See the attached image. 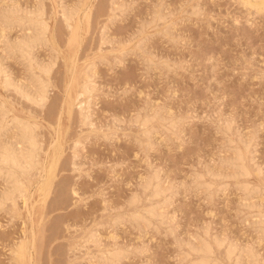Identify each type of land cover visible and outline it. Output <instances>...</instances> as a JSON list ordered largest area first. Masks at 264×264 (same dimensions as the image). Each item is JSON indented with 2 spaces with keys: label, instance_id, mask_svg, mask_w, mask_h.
<instances>
[{
  "label": "rangeland",
  "instance_id": "374dc122",
  "mask_svg": "<svg viewBox=\"0 0 264 264\" xmlns=\"http://www.w3.org/2000/svg\"><path fill=\"white\" fill-rule=\"evenodd\" d=\"M30 17L47 24L31 55L14 47L34 33ZM0 66V147L20 145L12 117L33 122L41 144L19 172L22 193L0 208V264H18L22 241L21 264H264V6L0 0ZM39 79L44 103L33 98ZM6 185L0 177V194Z\"/></svg>",
  "mask_w": 264,
  "mask_h": 264
},
{
  "label": "bare ground",
  "instance_id": "6f19581e",
  "mask_svg": "<svg viewBox=\"0 0 264 264\" xmlns=\"http://www.w3.org/2000/svg\"><path fill=\"white\" fill-rule=\"evenodd\" d=\"M83 2H84V0H83ZM250 2H251V4L253 5V6H255V7H257L258 9H261L263 6H264V0H250ZM89 3H90V0H89ZM78 4H79V2H78ZM82 5V4H81ZM84 5H85V3H84ZM91 5V4H90ZM92 5H94V4H92ZM91 5V6H92ZM79 7V6H78ZM83 7V6H82ZM90 7V6H89ZM88 8V7H87ZM93 8V7H92ZM85 9V8H84ZM83 10V9H82ZM87 10V9H86ZM7 11V10H6ZM8 11H10L12 14H13V12H12V10H8ZM84 11V10H83ZM10 12L8 13V14H10ZM76 12V11H75ZM85 12V11H84ZM7 13V12H6ZM73 13H74V11H71V12H66V11H64V14H65V18H66V22L68 23V21H70L71 19H72V17H73ZM82 13V12H81ZM42 12L40 11H37V13H36V16L37 17H42ZM78 14H79V12H78ZM160 16V15H159ZM5 18H9V15H7V16H4ZM86 18V17H85ZM8 20V19H7ZM47 20V19H46ZM80 20H82V19H80ZM85 20V19H84ZM87 20V19H86ZM21 21V20H20ZM23 21V20H22ZM26 21V20H25ZM29 21V23L28 24H30L31 26L33 25L34 26V28H35V31H34V29H33V31H34V33H31V35L28 37H26L24 40L23 39H21V41L19 40V42H18V44L16 43L15 44V46L14 47H18V49L19 50H21L23 53L24 52H26V53H24V54H30L31 55V53H30V51H31V49L33 48L32 46L34 45V44H36V42H38V41H40V42H44V40H43V38H44V36H45V34H46V30H47V24H46V22L44 21V20H41L40 18H32V17H30V19L28 20ZM77 22V21H76ZM22 23V22H21ZM88 22H86V24H87ZM28 26V25H27ZM30 26V27H31ZM81 26V25H80ZM29 27V26H28ZM87 28V27H86ZM76 34H78V33H76ZM29 35V34H28ZM54 36V35H53ZM77 36V35H76ZM80 38V37H79ZM50 39H51V37H50ZM75 39V38H74ZM52 41V40H51ZM46 42V41H45ZM48 42V41H47ZM74 42V41H73ZM78 42V41H77ZM46 44V43H45ZM69 44V43H68ZM7 45H10V43L8 44L7 43ZM78 45H79V43H78ZM77 45V46H78ZM58 46V45H57ZM73 46V45H72ZM67 49V48H66ZM60 50V49H59ZM64 50V49H63ZM17 51V50H16ZM19 53V52H18ZM21 55V54H20ZM28 57V56H27ZM31 58V57H30ZM70 62H71V60H70ZM49 63V62H48ZM51 63H54V62H51ZM50 63V64H51ZM85 63V62H84ZM55 64V63H54ZM47 65H49V64H47ZM45 66L44 65V67H46L47 68V70H45L46 68H44V70L47 72V71H49L50 70V67L53 65V64H51V66L48 68V66ZM70 65V64H69ZM31 66V65H30ZM74 66H75V63H74ZM73 66V67H74ZM79 66V65H78ZM42 68V67H41ZM75 68V67H74ZM70 69V68H69ZM0 70L1 71H3L2 69H1V66H0ZM85 70H86V68H85ZM30 71H31V69H30ZM69 71V70H68ZM87 71V70H86ZM44 72V71H43ZM73 72V71H72ZM89 72V71H88ZM87 72V73H88ZM70 74V73H69ZM35 75V74H34ZM50 75V73L48 74V76ZM39 76V75H38ZM89 74H88V78H87V83H88V81L90 80V78H89ZM34 77V76H33ZM35 77H37V76H35ZM37 79V78H36ZM7 80H9V79H7ZM48 80V79H47ZM5 81V80H4ZM3 81V82H4ZM38 82L40 81V87L37 89V87H36V92H35V97L33 96V98H34V100H35V103H36V101L39 103V102H43L44 103V101L46 100V98H47V95H46V92H47V83H45V81H43L42 79H39V80H37ZM48 81H50V80H48ZM68 81V80H67ZM70 81V80H69ZM82 81H83V79H82ZM81 81V82H82ZM6 82V81H5ZM8 82V81H7ZM10 82V81H9ZM47 82V81H46ZM89 82H91V81H89ZM2 83V82H1ZM69 83V82H68ZM7 85L9 84V83H6ZM90 84V83H89ZM1 85V84H0ZM5 85V84H4ZM79 86H81V85H79ZM4 88V87H3ZM17 88H19V87H17ZM77 88H78V86H77ZM84 90V93H90L91 92V90H92V88L88 85V84H86V82H85V85H84V88H83ZM75 92V91H74ZM79 95H80V93H79ZM89 95H91V94H89ZM88 95V96H89ZM27 97H32V95L31 96H27ZM77 97V96H76ZM85 97H87V96H85ZM91 98V97H90ZM70 99V98H69ZM81 99H83V97L81 98ZM81 99H79V100H81ZM89 99V98H88ZM33 100V99H32ZM5 101V100H4ZM88 101H91L90 99L88 100ZM87 101V102H88ZM11 102V101H10ZM67 102V101H66ZM75 102V101H74ZM2 103H4V102H2ZM42 103V104H43ZM89 103V102H88ZM88 103H86V105L88 104ZM1 104V103H0ZM7 104V103H6ZM67 104V103H66ZM79 104V103H78ZM10 105H11V103H10ZM16 105V104H15ZM44 105V104H43ZM77 105V104H76ZM9 106V105H8ZM78 106V105H77ZM6 107V106H5ZM88 107V106H87ZM20 108V107H19ZM62 108V107H61ZM77 108H79V106L77 107ZM80 108H83V106L82 107H80ZM76 109V108H75ZM88 110H89V107L87 108ZM0 113L2 112V117H1V119L3 118V116H4V106H3V104L2 105H0ZM9 110V109H8ZM67 110V109H66ZM18 111V110H17ZM62 111V110H61ZM82 111V110H81ZM85 111V110H84ZM9 112V111H8ZM13 112V111H12ZM22 112V111H21ZM87 112V111H86ZM7 113V112H6ZM83 113V112H82ZM62 114V113H61ZM70 114V113H69ZM14 115V114H13ZM14 116H16V115H14ZM69 116V115H68ZM11 117V116H10ZM30 117H32L31 115H30ZM33 117H35L34 115H33ZM89 117H90V115H89ZM5 118V117H4ZM15 118V117H14ZM20 118V117H19ZM145 118H149V116H145ZM0 119V121H2ZM6 119V118H5ZM10 119V118H9ZM27 119V118H26ZM34 119V118H33ZM72 119V118H71ZM150 119V118H149ZM11 120L12 121H14V123H15V125H16V127H17V131H15L16 133H17V137H19V142H20V145L17 147V148H15V147H13V145H11V146H1L0 147V177H4L5 178V180H6V182H7V185H6V187H5V190H3V192H2V194H0V208H2L4 205H5V203L7 202V200H9V199H11L12 198V196H13V194L16 192V191H19L22 187H24V183H23V181H22V179L20 178V173H26L27 171H29V170H31V168L32 167H34L37 163H38V161H37V157H38V150L40 149V145H39V141H38V139H37V136H36V134H35V126L33 127L32 125H33V122H32V125L30 124V123H28V122H26L25 120L24 121H22L21 119L19 120V119H14L13 120V117L11 118ZM58 120V119H57ZM152 120V119H151ZM10 121V120H9ZM9 121L7 122V123H9ZM148 121L149 120H146L144 123L146 124V123H148ZM71 122V121H70ZM70 122H68V123H70ZM1 123L2 122H0V131L2 130V125H1ZM36 123H38V122H36ZM58 123V122H57ZM172 123V122H171ZM10 124H11V121H10ZM9 124V125H10ZM71 124V123H70ZM143 124V123H142ZM7 125V124H6ZM36 125V124H35ZM3 126H5V125H3ZM39 126V125H38ZM63 126V125H62ZM72 126V125H71ZM10 127V126H9ZM44 127V126H43ZM174 127V125L172 126V128ZM8 128V127H7ZM40 128V127H39ZM55 128H57V127H55ZM60 128V127H59ZM6 129V128H5ZM167 129V128H166ZM225 129H227V128H225ZM229 129V128H228ZM63 130V129H62ZM5 131V130H4ZM57 131V130H56ZM65 131V130H64ZM61 132H63V131H61ZM60 133V132H59ZM43 135V134H42ZM59 137H60V135H58ZM64 136V135H63ZM71 136V135H70ZM17 137H15V138H17ZM55 137V136H54ZM54 137H52V138H54ZM43 138V137H42ZM55 139V138H54ZM61 140H62V138H61ZM78 141V140H77ZM60 142V141H59ZM51 144H52V142H50ZM248 143V142H247ZM11 144V143H10ZM17 144H19V143H17ZM43 144V143H42ZM76 144V143H75ZM78 144H79V142H78ZM78 144H76L77 146H78ZM3 145V144H2ZM7 145V144H6ZM50 145V144H49ZM43 146V145H42ZM56 146V145H55ZM63 147V146H62ZM15 148V149H14ZM64 148V147H63ZM77 148V147H76ZM248 148V147H247ZM48 149V148H47ZM51 149V148H50ZM44 150V149H43ZM238 150V149H237ZM41 151V150H40ZM47 151V150H46ZM44 152V151H43ZM62 152V151H61ZM65 152H66V150H65ZM64 152V153H65ZM75 152V151H74ZM45 153V152H44ZM76 153V152H75ZM237 153H238V151H237ZM51 154V153H50ZM238 154H240V153H238ZM63 156V155H62ZM238 156V155H237ZM236 156V157H237ZM42 158V157H41ZM243 158H244V156L242 155V154H240L239 155V158H238V160H236V161H234V162H236V164L237 163H239L240 165V167H241V171H242V174H248L249 175V171H248V169H247V167L244 165V163H243ZM44 159V158H43ZM235 159V158H234ZM62 160V159H61ZM43 162V164H44V160L42 161ZM46 162H47V160H46ZM235 165V164H234ZM237 166H238V164H237ZM56 167V166H55ZM60 167V166H59ZM42 168V167H41ZM43 169H44V166H43ZM38 171V170H37ZM239 171H240V168H239ZM238 171V172H239ZM241 171L239 172V174L241 173ZM20 172V173H19ZM56 172H58V171H56ZM30 173V172H29ZM37 173V172H36ZM56 174V173H55ZM30 175V174H29ZM28 175V176H29ZM34 175H35V173H34ZM47 175V174H46ZM154 175H155V173H154ZM156 175H157V173H156ZM236 175V174H235ZM238 175V174H237ZM215 176H217V174L215 175ZM42 177V179L45 177H43V175L41 176ZM152 177V176H151ZM156 177V176H155ZM159 177V176H158ZM35 178V177H34ZM157 178V177H156ZM45 180L43 181V183L40 185V189L44 192V194H45V197L48 195V193H49V190H50V187H51V185H52V180H53V165H52V167L49 169V173H48V175H47V177L46 178H44ZM34 180V179H33ZM41 180V179H40ZM40 180H39V182H40ZM37 181V180H36ZM53 183H55V182H53ZM155 183V182H154ZM153 182H152V180H148L147 181V184L145 185L146 187H149L150 185H153L152 187H153V191H154V194L157 196V195H160V193H161V191H162V193H163V190H161V188L159 187V183H155L154 184ZM201 184V183H200ZM208 184V183H207ZM207 184H206V187H207ZM244 184V183H243ZM248 185V184H247ZM36 186V185H35ZM144 186V187H145ZM210 186V185H209ZM245 187V186H244ZM208 188V187H207ZM210 188V187H209ZM248 188V187H247ZM247 188H246V190H247ZM146 189V188H145ZM165 190V189H164ZM25 191V190H24ZM248 191V190H247ZM20 192V194L22 193L21 191H19ZM43 192H42V194H43ZM75 192L77 193V191L75 190ZM31 193H32V191H31ZM39 193V192H38ZM19 194V195H20ZM154 194H152L153 196H154ZM164 194V193H163ZM137 195V194H136ZM16 196V195H15ZM14 196V197H15ZM28 196V195H27ZM31 196V195H30ZM30 196H29V198H30ZM20 197V196H19ZM137 197V196H136ZM136 197H132L133 198V202H135V200H137L136 199ZM131 198V199H132ZM33 200V199H32ZM47 200H48V198H47ZM25 201H27V199L25 200ZM132 201V200H131ZM44 202V201H43ZM131 203V202H130ZM25 204L27 205V203L25 202ZM156 204V203H155ZM20 205V204H19ZM22 205V204H21ZM30 205V204H29ZM153 207H155V206H153ZM26 208V207H25ZM31 208V207H30ZM147 208V207H146ZM145 208V209H146ZM148 209V210H147ZM146 209V211H148V213L150 214V215H157V214H155V210L157 209H155V208H151V207H149V208H147ZM28 211V210H27ZM29 213V212H28ZM43 214V213H42ZM41 214V215H42ZM135 214V213H134ZM147 214V213H146ZM161 214H163L162 212H161ZM40 215V214H39ZM25 216H26V213H25ZM142 215H139V214H135L134 216H132V218H134L135 219V221L136 220H138V219H140V218H142L143 219V216L141 217ZM148 216V215H147ZM157 216H160V215H157ZM17 217H19V215L17 216ZM34 217H35V215H34ZM39 217V216H38ZM41 217V216H40ZM29 218V217H28ZM145 218V217H144ZM147 218V217H146ZM161 218V217H160ZM165 219V218H164ZM145 220V219H144ZM33 221V220H32ZM148 221V220H147ZM150 221V220H149ZM43 222V221H42ZM138 222V221H137ZM162 222V221H161ZM261 222H263V221H261ZM23 223V222H22ZM30 223V222H29ZM150 224H151V221H150ZM25 226H26V224H25ZM33 226V225H32ZM41 226V225H40ZM206 232H207V230H206ZM91 235H93V234H91ZM90 236V235H89ZM31 237V236H30ZM25 238V237H24ZM27 238V237H26ZM32 238H33V236H32ZM91 238V237H90ZM94 238V237H93ZM203 241H206V240H204L203 239ZM202 241V242H203ZM207 242V241H206ZM78 243V242H77ZM18 244V243H17ZM203 244V243H202ZM230 245V244H229ZM16 247H18V248H14L15 250H16V252H15V255H16V257H17V262H18V264H21V263H23L24 261H26V259H27V254H28V244H27V242L26 241H22L18 246L16 245ZM37 247V246H36ZM190 247V246H189ZM229 247V246H228ZM227 247V248H228ZM231 247V246H230ZM30 248H31V246H30ZM196 248V247H195ZM194 247H192V249H195ZM36 250V249H35ZM198 250L199 251H202V253L203 252H205V253H208V252H210L211 253V249H210V245L209 244H204L203 246H201V244H200V247H198ZM235 250V247H234V249L233 248H229V250H228V254L229 255H231V254H233L234 251ZM30 252V251H29ZM107 252H110V257L108 256L109 255V253H108V255H106V256H104L105 257V259H112V260H116V259H120V257L119 258H117L118 257V255H121V254H119L120 252L119 251H114V252H111V251H107ZM251 252V251H250ZM31 253V252H30ZM122 253V252H121ZM204 253V254H205ZM32 254V253H31ZM35 254V253H34ZM103 254V253H102ZM14 255V254H13ZM14 255V256H15ZM228 255V256H229ZM30 256V255H29ZM204 256V255H203ZM207 256V255H206ZM103 257V256H102ZM240 257V256H239ZM238 257V258H239ZM251 257H252V255H251ZM14 258V257H13ZM31 258V257H30ZM35 259V258H34ZM240 260V259H239ZM30 261V260H29ZM35 261V260H34ZM199 261V260H198ZM33 262V261H32ZM236 262H238V261H236ZM254 262H256L255 260H254ZM30 263V262H29ZM205 264L206 262L203 260H201V262L199 261V262H197V264ZM15 264V263H14ZM35 264V263H34ZM193 264H195L194 262H193Z\"/></svg>",
  "mask_w": 264,
  "mask_h": 264
}]
</instances>
